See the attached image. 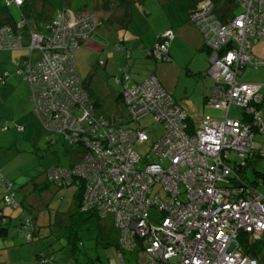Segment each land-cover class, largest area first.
<instances>
[{
	"label": "built area",
	"instance_id": "obj_1",
	"mask_svg": "<svg viewBox=\"0 0 264 264\" xmlns=\"http://www.w3.org/2000/svg\"><path fill=\"white\" fill-rule=\"evenodd\" d=\"M236 1L240 11L225 22L214 14L210 0L200 1L189 13L209 49L207 73L215 81L209 102L224 111L222 118L206 115L188 132L185 112L154 74L140 84L124 83L131 117L152 111L163 127L151 145L157 159L143 165H136L140 156L133 143L147 139L145 131L101 122L79 86L71 51L86 37L85 28H92L86 20L92 17L71 20L69 12L60 11L50 34L30 32L29 55L34 50L39 54L35 62L25 59V78L36 87L30 95L35 111L51 131L60 130L72 141L82 137L96 151L94 155L87 150L75 168L86 179L81 210L111 212L121 249L144 254L139 264H259L237 235L241 231L264 239V192L256 186L262 181L241 179V185L231 189L221 184L231 173L239 177L226 162L230 154L264 156V82L237 79L246 64L264 65V59L251 53L257 37L264 36V0ZM11 32L7 25L0 27V49L21 46L19 36ZM172 36L170 28L161 31L151 48L153 56L167 58ZM232 103L241 106V117L228 116ZM101 124L105 147L91 135ZM255 136H261L257 147ZM50 169V177L68 176L67 170ZM0 187L4 201L14 206L11 187L1 173ZM242 191L244 195L238 194ZM149 208L157 211L155 221L149 219ZM26 224H21L25 230ZM117 255L121 264H129L121 251ZM38 264L50 263L41 258Z\"/></svg>",
	"mask_w": 264,
	"mask_h": 264
},
{
	"label": "rangeland",
	"instance_id": "obj_2",
	"mask_svg": "<svg viewBox=\"0 0 264 264\" xmlns=\"http://www.w3.org/2000/svg\"><path fill=\"white\" fill-rule=\"evenodd\" d=\"M37 1L39 0H33L36 6ZM71 1L73 2V0ZM101 1L74 0L76 5L87 10H93L95 5H100ZM126 2L133 11V17L128 22L129 30H126L125 34L128 38H130L129 34L132 31L138 30V33L145 34L149 28H153L155 33L159 30L163 31L164 27L167 28L171 24L175 26L184 20L185 22L182 24L184 28L191 26L186 14L190 0ZM3 3V0H0L1 7H3ZM61 4H63V0H61ZM1 11L9 12L14 19H19L21 16L19 8L14 3H10L6 9L1 8ZM89 13V11L86 14L84 11L81 13L77 11L73 14H81L83 17H92L93 20H97L96 14L92 16ZM69 14L70 19L73 20L75 15L72 12ZM85 24L87 25L88 22ZM100 24L88 36L92 38L93 43H97L99 46L96 48L90 46L87 37L73 55L83 83L86 85L90 96L97 101L96 111L108 116L124 115L125 107L118 97L121 82L116 79L117 66L123 65L121 60L124 58L127 59L126 63L128 62L130 65L132 59L130 55H125L124 50L119 51L115 46L117 43H121V36L125 32L118 30V28L105 29ZM35 31L36 29L33 30V32ZM89 31L91 28H85L84 35L87 36ZM115 32H118L117 37ZM93 34H102L101 40L98 41ZM138 37L143 38L142 41L139 39L141 43L147 40V38L145 40L144 35ZM182 41L188 44L185 39ZM102 46H104L105 51L100 50ZM148 46L152 48L154 44ZM9 48H13L14 52H25L24 58L27 57L29 51L27 47L21 48V46L19 48L6 47L0 49L2 50L0 52V74L10 73L5 82L8 86L4 88L5 84L0 85V172L8 180L9 187L14 188L17 198L14 197V206L9 205L6 201L2 202L0 198V207L10 213V216L6 217L7 233L0 236V264H29L32 263L34 253L40 251L51 252L54 259L61 264H121L112 241L115 236L112 214L108 213L100 219L94 217L85 219L83 214L74 211L75 198L78 192L75 183L69 185H56L50 182L43 184L44 171L48 166L66 167L69 165L74 154V146L58 136L55 141L47 139L45 134L47 130L40 122L41 119H39L30 98L29 81L20 75L12 74L22 60L13 64L10 55L6 58V54L10 51ZM141 48L133 52V55L138 57L136 60L138 63H135L132 69L134 73L137 70L139 71L138 74L141 75L148 72L154 73L161 85L177 98L187 114L195 119V122L204 115L221 118L219 109L212 104H204L203 95L210 75L205 74L204 70H200L202 72L195 70L198 69L196 62L199 64L200 61H196V54L190 47L184 43L178 45V51L169 61L155 60L149 56L145 60L141 54H146V51L144 49L142 52ZM107 58L109 60L106 67L98 64L99 59L105 60ZM185 61L191 62L188 65ZM145 62H148V65L145 66ZM248 70L249 67L245 68L239 78L244 79ZM228 113L230 118H239L241 106L232 103ZM139 121L141 124H148V136L151 140L159 137L162 131L160 123L154 121L150 115L141 117ZM18 126L23 128L18 130ZM135 147L141 154L149 153L147 144H136ZM247 155L245 153V156ZM230 158L235 161L242 160V157L236 154H230ZM246 159L248 160L246 167L240 169L236 166L239 173L242 174L246 171L248 179H255L257 175L254 173V169L264 172V156L255 154L252 157H246ZM261 176L259 175L257 180H262ZM248 179L245 177V180L248 181ZM32 181L33 188L29 189L31 192H28V195H33V203L28 202L27 211L30 212L32 220L33 217L35 219L36 231L33 240L27 241L25 229L20 228V220L26 216V212L23 209L21 211L17 205V200H20L22 196L21 187L30 184ZM256 186L264 192L263 181L257 183ZM1 191H4V187ZM4 203L8 205H4ZM148 215L150 220L155 221L156 210L149 208ZM104 237H107L108 243L104 242ZM237 239L246 250H250V248L253 250L254 248L256 251H264V240L255 241L251 235L244 232H241ZM125 257L129 262H136L141 260L144 254L126 252ZM257 257L259 264H264V252Z\"/></svg>",
	"mask_w": 264,
	"mask_h": 264
},
{
	"label": "trees",
	"instance_id": "obj_3",
	"mask_svg": "<svg viewBox=\"0 0 264 264\" xmlns=\"http://www.w3.org/2000/svg\"><path fill=\"white\" fill-rule=\"evenodd\" d=\"M200 1H202V0H190L189 5L187 7L189 13L191 12V10L193 8H195L197 6V4ZM210 1L213 4V12H214V14L223 22L228 21L234 14H236L241 9L240 4L236 0H210ZM3 2L4 3H3L2 6L5 9L10 3H14L15 4V2H13V0H3ZM36 3H37V6H36L35 3H33V0H22V2L20 4H18V5L15 4L20 10L21 16H20L19 19H14L13 16L9 12H6V13L2 12L1 8H3V7H1V5H0V27L3 26V25L9 26L11 28L12 35L13 36H19V39H20V41L22 43L21 47H27L28 48V43L30 42V32H32L34 29H36V32H39V33L43 34L44 36L46 34L47 35L50 34V31L51 30L53 31V29L55 28V24H54L53 21L56 18V15L60 11H67V12H72V13H76L77 11H79L81 13L82 11H84L85 14L87 13V11H89L90 12L89 14H91L92 16L94 14L97 15V12L95 11L96 10L95 8L93 10H87L85 8H81L78 5L72 7L70 5V0H63V4H62L61 7H56V6H54L53 4L49 3L46 0H39ZM67 7H69V8H67ZM75 17L78 19V21L83 18V16L81 14L80 15L79 14H75ZM92 19L91 18H86V20L89 22L88 26L90 24H91L90 26H92L91 31H89L87 33V36L85 38L80 39L78 41V44H77L76 48H74L73 51H71V55H72V58H73L72 60L74 62L73 63L74 66L73 67L76 70L77 78H78V81H79V84H80L79 86L82 88L83 91H85L87 93V96H88V98L90 100V103H91V107H92V109L94 110V112H95V114L97 116L96 118H98L101 122H107V123H109V125L115 126V127L139 128V129H142V130L145 131L147 139H145V140H143L141 142L135 141L133 143L134 149L138 152V154L140 156V158L138 159L136 165H143V163L147 162L148 160L157 159V156L151 150V145H152V143L155 140H157L161 136L162 131H163V127H162V131H161V134L159 135V137L156 138V139L151 140L149 138V136H148V124H141L140 121H139L140 118L133 119L131 117L129 106H128V104H129V101H128L129 100V95H125L124 94V91H125L124 83L128 81L127 84H131V83L140 84L144 80V78L143 79H133L132 78V75H131V73L129 71L128 63H126V61H127L126 58L121 60V63L123 62V65L119 64L117 66L118 69H117V74H116V79L121 82V90H120V92H118V97L120 98V101L123 103V105L125 107V114L124 115L117 114V115H113V116L112 115L108 116V115H103L101 113H98L96 111L97 101L93 97L90 96V93L88 92V89H87L86 85L83 83V81H82V79H81V77L79 75V72H78V69H77V66H76V62H75V58H74V55H73L74 51L77 48H79V46L82 43V41L84 39H86L92 33V31L95 29V27H97L100 24L99 17L97 18V20H92ZM189 19L194 24V22L191 20L190 16H189ZM20 20H21V23L19 24L18 22ZM93 21H94V23H93ZM194 26H196L197 29L200 31V33L202 35L203 44H204V46L207 47V45L205 44V41H204V36H203L202 31L199 29V27L196 24H194ZM70 28L75 30V28H73V27H70ZM167 28H169V27H167ZM160 33H161V31L156 33L155 42L153 43L154 45H155V43H156V41L158 39V35L160 36ZM172 33H173V31H172ZM173 37H174V34H173L172 38L169 39V41H168V47H169V43L173 39ZM261 39H264V36L257 37V41L256 42H258ZM70 42H71V40H68V43H70ZM115 47L119 51L124 50V53H125L126 56L130 55V53H129L130 51L125 47V45L122 42L121 43H117ZM168 47H167V52H166L167 58H162V57L161 58H156L155 56H153V54L151 53V47L150 46L145 47L146 55L151 57V58H153V59H155V60L158 59V60H162V61H167V60L169 61L171 59V56L169 55ZM100 50L101 51H105L104 46L100 47ZM1 51L2 50H0V52ZM32 52H31V55L28 54L29 56L23 58L22 61L18 64V67L16 68V70L14 72H12V73H15L17 75H20V77H23L26 81H27V79L25 77L28 74V69L25 66V61H26L25 59L30 57L29 59H31V61L35 62L36 58H37L36 56H37V54H39V52L37 53L35 50L32 51ZM208 52H209V49H208ZM251 53H252V51H251ZM208 55H209V53H208ZM255 57L258 58V59H261V58H259L257 56H255ZM105 62H106V59L105 60L104 59H99L98 64L106 67ZM33 65H34V63H33ZM209 65H210V62H209V56H208V66H207V68L205 70V73L207 75H209L207 73V69H208ZM246 65H252L254 67L258 66V65H254V64H246ZM243 68H244V66L242 67L240 72H242ZM126 74L128 75V77H127ZM151 74H154V73H152V72L148 73L145 76V78L147 76L151 75ZM9 75H10L9 72L0 74V85L5 84L6 77H9ZM238 75H237V79L238 80H242V79L238 78ZM210 78L212 79V84L210 86V90H209L208 94H206L205 97H204V104L205 103L206 104L207 103L211 104L209 102V96H210V92H211L212 86L215 85V81H214V79L212 77H210ZM246 81L261 82V81H264V80H261V81L260 80H257V81L256 80H246ZM43 83H45V82H43ZM158 83L165 90L166 94L169 95L172 98L173 102L175 104H177L185 112V116H186L185 117L186 131L192 132L194 130V128L197 126V124H198L200 119H197L196 122H195V119H193L192 117H190V115L187 114V112L183 109V107L177 102V99L168 90H166L160 84L159 81H158ZM28 85H29V83H28ZM45 85H46V83H45ZM35 88L36 87H35L34 82H33L32 87L29 85L30 95L32 93V89H35ZM263 105H262V107H263ZM215 108H217V109H219L221 111V118H222V114L224 113V111L220 107H215ZM37 114L39 115V113H37ZM146 115H150L151 118L154 121L160 123V125L162 126V123L156 119V117H155V115H154V113L152 111H147L144 114V116H146ZM204 116H206V115H204ZM208 116H210V115H208ZM210 117H212V116H210ZM212 118H214V117H212ZM39 119H41L40 116H39ZM216 119H220V118H216ZM41 120H40V122L43 124L44 129L47 130V132L45 134H46L47 139L49 141H55L56 137L58 136V137L62 138L63 140H66L67 143L70 144L71 146H74V151H73L74 154L72 155V159H71L69 165L66 166V167L65 166H59V165H50V166H48L45 169V171H44L43 184H46V183L50 182V183H53V184H56V185H61V184L69 185V184L75 183L77 185V187H78V192H77V197L75 198V207H74L75 210L74 211L83 214L85 219H90L91 217H94L96 219H100L101 217H105L108 213H111V212L98 213L95 209H93L91 207L86 208L85 210H81L82 198H83V192H84V184H85L86 179L83 176H81L78 173H76L75 172V168H76L77 164L82 162L84 155L87 153V150L90 149L89 151H91L92 154L96 155V151L94 150V148L91 149V146L86 144L82 140L83 139L82 137L78 141H72V140H70V138L65 137L62 134V132H60V130L51 131L49 128H47L45 126V124ZM19 127H22V126H18L17 127L18 130H21V128L19 129ZM102 130H103V127H102V124H101L100 126L97 127V129L94 130L93 133H91V135L95 134L97 136V138L99 139V141H100V146L104 145V147H105L106 146V144L104 143L106 141L105 137L99 136V134H100V132ZM255 138H256V141H255L254 145L257 147L258 144L261 142V136L260 137L259 136L258 137L255 136ZM90 139L92 140V137H90ZM136 144H147L149 146V153L148 154L139 153V151L135 147ZM101 147H103V146H101ZM232 155H234V154H232ZM246 157H250V156L242 157L241 161H235V160H232L231 158H229L230 160L227 159V161H226L227 164L230 167L232 166L231 169L233 171H236L238 173L239 177L238 178H234V177H232V173L229 174L228 175V178H229L228 182H224V183L221 182L222 186L228 187L230 189L234 188L236 186L241 185V179L243 181H246V182H252V183L253 182H257L258 181L257 179H258L259 175H262L261 176V178H262L261 181H263V183H264V172L263 171H257V170L254 169V173L257 175V177L255 179H248V177H247L248 173L246 171H244L242 174L238 172V170H237L238 166L236 164H234V163H238V165L240 164L242 167L239 166V168L243 169L244 167H246V165L248 163L247 162L248 160L246 159ZM231 161H233V162H231ZM236 166H237V168H236ZM54 167L58 168V169L67 170L68 171V176H66L65 178L63 176H61L59 179H56L55 175L53 177H50L49 170H51L50 168H54ZM245 177L248 179V181L245 180ZM2 178L4 180L8 181L3 175H2ZM30 183L32 185L33 181L30 182ZM1 189H2V187H0V198H1L2 202H3L4 201L3 196L5 194V191H1ZM11 192L13 194V197H15L14 188H11ZM238 194L244 195V191L238 192ZM4 205H8V204L4 203ZM17 205L21 208V211L23 209V211L26 212V214H25L26 216L20 220V228H22L21 224H25L27 222L28 228H26V230H25V232H26V240L27 241H32L33 238H34V235H35L36 225H35L34 217H33V220H32L30 212L27 211V207L29 206V204H28V202L26 203V201H24L23 197L21 196V199L17 200ZM8 215L10 216V213L7 212V211H4L3 207H0V236H2V235L7 233V229H8L7 225L8 224L6 222L7 221L6 217ZM112 216H113V214H112ZM156 216H157V211H156ZM25 218H27L26 221H25ZM113 227H114V230H115V236H114L112 241H113V244L116 247V253H118V251H121L125 255L126 252H131V251H126V250H122L121 249L120 244L118 242V230L114 226V218H113ZM240 233H241V231L238 233V235ZM244 233H246V232H244ZM238 235H237V237H238ZM27 237H28V239H27ZM254 240L259 242V241H262L264 239H261V240L260 239H254ZM108 241L109 240L107 239V237H104V242L108 243ZM247 252L252 254V255L258 256L260 254H263L264 251L263 250L256 251V249L254 250V248H253V250H252L250 248V250H247ZM258 252H259V254L257 255ZM41 258H45L50 264H61L59 261L54 259V257H53L51 252L50 253H44L42 251L37 252L35 254V259H36L35 264H38V261ZM127 261H128V259H127ZM140 261L141 260H137L136 262H129V261L128 262H129V264H139Z\"/></svg>",
	"mask_w": 264,
	"mask_h": 264
},
{
	"label": "crops",
	"instance_id": "obj_4",
	"mask_svg": "<svg viewBox=\"0 0 264 264\" xmlns=\"http://www.w3.org/2000/svg\"><path fill=\"white\" fill-rule=\"evenodd\" d=\"M46 1H48L51 4H57L59 6L62 5L61 0H46ZM94 1L96 2V0H94ZM126 1H134L136 3L139 2V0H107V1L102 0L100 5L99 6L95 5L94 8L96 9L95 11L97 12V15L99 17L101 26H104L105 29H116V28H118V30H123V32H125L124 35L121 36V38H122L121 42L130 51L129 53L131 56L130 58L132 59V62H131L132 65L130 64L131 65L130 66L129 63L127 62L128 66H129V71H130L133 79H140V78L145 77L150 72H148L145 75H141V74H138L139 73L138 70L135 72L137 74H135L132 71V69L134 68V64L138 63L136 61L138 57H137V55H133V52L138 51L141 48V46H142V48H141L142 52H144L145 47H147L148 45H152L155 42V38H156L155 35H156V33L160 32V30L154 33V29L149 28L148 32L146 31L145 34H140V33H138V30H136V31H132L129 34L130 38L126 37V35H125L126 30H129L128 29V22L133 17L132 8L128 5V3ZM140 2H141V0H140ZM159 3L162 4L161 2H159ZM70 5L72 7L77 6L76 3L74 2V0H73V2L72 1L70 2ZM186 14H187V18H188V23L191 26H187V28H184L182 24H183V22H185V20L183 22H178L175 26H172V24L169 26V28H171V30L173 31L174 37L169 43L168 52H169V55L171 56V58H173L172 56H174V54H176V51H178L177 46L180 44H183V43L186 44L196 54V58H195L196 61L197 60L200 61V63L198 62L199 64H197V62H196V67H198V69H195V70H197V71L204 70V73H205V70L208 66V56H209L208 55V53H209L208 48L206 46H204V44H203L202 35H201L200 31L190 21L188 9L186 10ZM164 28H166V27H164ZM140 35H144L145 40L147 38L146 42L145 41L143 43L140 42L143 40V38L140 39V37H138ZM93 36H94V38H97L98 41H100L102 34L101 35L93 34ZM115 36L116 37L118 36V32H115ZM91 39L92 38H89V37L87 38L88 44L89 45L91 44L90 46H93L94 48H96V46H99L97 43L96 44L93 43V41ZM139 39H140V41H139ZM183 39H185L189 45L186 42L182 41ZM17 48H19V47H17ZM21 48H24V47H21ZM9 49H10V51L6 54V58H8V56L10 55V57H12L13 64H17L19 61H21L24 58L25 52H22V51L21 52H14L13 48H9ZM5 51H7V50H5ZM251 51H252L253 55H255L261 59H264V39H261L258 42L254 43L251 47ZM28 54H29V51H28ZM28 54H27V56H28ZM143 54H145V53H143ZM143 54H141V56H143V58L146 60L147 55L145 54L146 55L145 56ZM108 58H110V57H108ZM108 58L106 59L105 65H107V62L109 60ZM185 62L189 65L191 61H185ZM147 63L148 62H145V66L148 65ZM247 67H249V70L247 71V75L244 78L245 80L246 79L247 80H256V81L257 80H260V81L264 80V65H258L255 67L252 65H246V66H244L242 72H240L241 75H242L244 69ZM200 72H202V71H200ZM12 74L17 75L15 73H12ZM240 74L238 75V78H239ZM156 78H157V76H156ZM16 79H18V78H16ZM244 79H242V80H244ZM160 84H161V82H160ZM211 84H212V79L208 76V80L206 82V88L204 91L203 98L205 97L206 94H208ZM6 86H8V84H5L4 88ZM177 102L179 103L178 100H177ZM31 187L33 188V184L31 185V183L27 184L25 186L23 185L21 187V193H22V197H23L24 201L33 203V195H28V192H31V191H29V189ZM4 211H5V209H4ZM35 254H36V252L34 253V257L32 256V261H31L32 263H29V264H33V263L35 264V262H36Z\"/></svg>",
	"mask_w": 264,
	"mask_h": 264
},
{
	"label": "water",
	"instance_id": "obj_5",
	"mask_svg": "<svg viewBox=\"0 0 264 264\" xmlns=\"http://www.w3.org/2000/svg\"><path fill=\"white\" fill-rule=\"evenodd\" d=\"M219 51H221V48L219 49Z\"/></svg>",
	"mask_w": 264,
	"mask_h": 264
}]
</instances>
